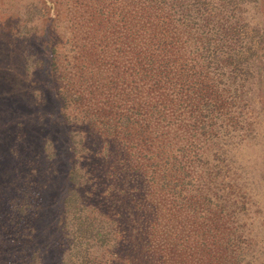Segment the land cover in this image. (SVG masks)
<instances>
[{"label": "trees", "instance_id": "trees-1", "mask_svg": "<svg viewBox=\"0 0 264 264\" xmlns=\"http://www.w3.org/2000/svg\"><path fill=\"white\" fill-rule=\"evenodd\" d=\"M24 6L38 72L62 100L49 126L50 222L29 263L45 252V264H264L240 157L264 155L257 0ZM62 25L72 77L57 86Z\"/></svg>", "mask_w": 264, "mask_h": 264}, {"label": "rangeland", "instance_id": "rangeland-1", "mask_svg": "<svg viewBox=\"0 0 264 264\" xmlns=\"http://www.w3.org/2000/svg\"><path fill=\"white\" fill-rule=\"evenodd\" d=\"M30 1L0 0V264H45V252L31 263L27 257L31 242L46 234L50 222L44 208L46 193L54 188L53 175L58 170L50 155L54 136L49 126L62 100L51 96L46 83L50 75L38 72L39 51L31 38L37 22L29 20L24 6ZM257 5V14L253 8L251 12L264 19V0H257ZM36 14L35 10L33 17ZM60 31L63 65L56 76L57 86L72 77L65 73L64 64L68 33L64 25ZM76 63L82 67L85 61L78 58ZM77 80L81 85L82 79ZM240 157L256 185L250 191L255 200L250 214L257 218L255 229L263 239L264 253V155L256 149H242Z\"/></svg>", "mask_w": 264, "mask_h": 264}]
</instances>
